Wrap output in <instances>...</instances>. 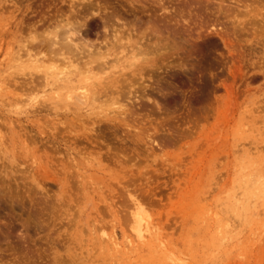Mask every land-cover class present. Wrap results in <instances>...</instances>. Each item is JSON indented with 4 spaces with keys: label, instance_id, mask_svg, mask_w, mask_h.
<instances>
[{
    "label": "rangeland",
    "instance_id": "obj_1",
    "mask_svg": "<svg viewBox=\"0 0 264 264\" xmlns=\"http://www.w3.org/2000/svg\"><path fill=\"white\" fill-rule=\"evenodd\" d=\"M74 18L142 49L145 94L77 112L40 85L23 59ZM0 101L1 264H264V0H0Z\"/></svg>",
    "mask_w": 264,
    "mask_h": 264
},
{
    "label": "bare ground",
    "instance_id": "obj_2",
    "mask_svg": "<svg viewBox=\"0 0 264 264\" xmlns=\"http://www.w3.org/2000/svg\"><path fill=\"white\" fill-rule=\"evenodd\" d=\"M84 1V0H83ZM78 5V4H77ZM85 5V4H84ZM83 5V6H84ZM96 5V4H95ZM76 6V5H75ZM81 6V5H80ZM87 6H89V4H87ZM86 6V7H87ZM99 6H100V4H99ZM77 7V6H76ZM85 7V6H84ZM90 7H91V5H90ZM101 8V7H100ZM103 8V7H102ZM73 9H74V7H73ZM82 9V8H81ZM97 9V8H96ZM76 10H77V8H76ZM84 10H85V8H84ZM87 10V9H86ZM93 10V9H92ZM92 10H89V13H90V11H92ZM75 11V10H74ZM73 11V12H74ZM83 11V10H82ZM72 12V11H71ZM84 12V11H83ZM93 12H95V11H93ZM104 13V12H103ZM71 14V13H70ZM93 13L91 12V15H92ZM96 14V13H95ZM106 14V13H105ZM109 14V13H108ZM73 15H74V13H73ZM87 15V14H86ZM118 15V14H117ZM89 16V15H88ZM70 17H71V15H70ZM76 17V16H75ZM78 17H80V16H78ZM78 17H76V18H78ZM82 17V16H81ZM90 17H92V16H90ZM94 17V16H93ZM107 17V16H106ZM69 18V17H68ZM76 18H74V21L76 20ZM89 18V17H88ZM87 18V19H88ZM95 18V17H94ZM110 18V17H109ZM112 18V17H111ZM79 19V18H78ZM78 19H77V21H73V23H71L70 21H66V20H64V21H66L65 23H63V25H62V28H63V31L60 33V34H57L58 35V37H57V35H55V37H51L50 36V34L48 35V36H50L51 38H48L47 37V35H45V36H43L44 38L42 39L41 38V43H40V45H46L47 46V49H48V52H46L45 54H43V56L44 55H47V62H48V64H45V63H43L44 62V60H39L38 58L39 57H37V56H39L40 54H41V52L40 51H37V52H33V54H31V52H28L27 54H26V58L25 59H23L24 61H22L23 63L22 64H25L26 66L28 65L29 67H31V68H33V69H35L36 70V73H38V76H36V77H39V75L41 74V76H40V85H42V87H49L50 88V91H53L54 92V94H56V93H58L59 91H64V92H66L67 93V95H66V97H69V99H74V100H76L75 102H74V100H73V102H74V104H75V109L77 110V112L78 111H80V112H83L84 110L85 111H89V108L87 107V106H89L90 107V105H92V107H93V105L95 104V103H97V104H99V105H102L104 102H110L109 104H116V103H118V102H120L122 99H124V97H126V95H132V94H136V92L139 90L140 92H141V90L140 89H138V88H141L140 87V85L139 84H141L140 82L139 83H137L139 86H137L136 88L138 89L137 91H136V88H135V85H137L136 84V82H138L140 79H142V76H140V74L138 73L140 70H141V68L137 65V63H136V65H135V67H133V65H134V62H133V64H132V61H131V63H128V61L129 60H131V59H133L135 56V54H133V53H136V57H138V55L139 54H141V53H143V51H142V49L141 48H139L138 46L136 47L134 44H132V43H129V46L131 47V50L129 49V51H127V54L125 55V56H119V54H118V56H117V53L118 52H116L115 53V51L117 50V49H119L120 48V46H122V39H127L125 36L123 37V34H121V35H119V30H117V29H114V28H111L112 29V31H110V32H112L110 35H105L104 37H103V39H102V41H100L99 42V44H101L100 46H97L96 44H98V43H96L95 44V41L93 40L92 42L91 41H89V40H87V39H85V37H86V35H85V37L84 38H80V36L81 35H79V34H81V33H79L78 31L81 29V26H84L83 24H85V20L84 19H82V20H84L83 22H81L80 23V21H78ZM86 19V20H87ZM101 19H103V18H101ZM108 19V18H107ZM106 18L104 19V20H106L107 22H108V20H107ZM70 20V19H69ZM81 20V19H80ZM89 20H90V18H89ZM99 20H100V18H99ZM103 20V21H104ZM111 20V19H110ZM101 21V20H100ZM106 21H104V26L106 27V26H108L109 27V25H108V23H110L111 24V26H113L114 24H112L111 23V21L110 22H106ZM116 21V20H115ZM60 22V21H59ZM77 22V23H76ZM107 23V25H106V23ZM113 22H114V20H113ZM74 23H76L78 26H76V25H73ZM87 23V22H86ZM115 23H117V22H115ZM101 24V23H100ZM61 25V24H60ZM99 25V24H98ZM102 25H103V23H102ZM85 26H87L86 24H85ZM103 26V27H104ZM110 26V27H111ZM102 27V26H101ZM104 27V28H105ZM116 28H117V26H115ZM119 27V26H118ZM77 28V29H76ZM78 28H80V29H78ZM90 28V27H89ZM92 28V27H91ZM94 28V27H93ZM119 28H121V27H119ZM109 29V28H108ZM123 29H124V27H123ZM122 29V30H123ZM81 30H83V29H81ZM102 30V29H101ZM134 30V29H133ZM106 32H107V30H105ZM143 31V30H142ZM142 31H140V33L142 32ZM87 32V31H86ZM124 32H125V30H124ZM131 32V31H130ZM85 32H83L82 34H84ZM103 33H105L104 31H103ZM152 34H153V32H152ZM44 35V34H43ZM88 35V34H87ZM102 35V34H101ZM128 35V34H127ZM135 35V34H134ZM143 35V34H142ZM74 36V37H73ZM152 36V35H151ZM40 37H42V36H40ZM89 37V36H88ZM141 36H139V38H140ZM149 37V36H148ZM148 37H146V38H148ZM157 37H158V35H157ZM157 37H155V38H157ZM98 38V37H97ZM96 38V40H98ZM145 38V39H146ZM151 38V37H150ZM129 40H130V38H128ZM152 39V38H151ZM91 40V39H90ZM154 40V39H153ZM39 41V40H38ZM152 41V40H151ZM159 41V40H158ZM102 42V43H101ZM139 42V41H138ZM134 43V42H133ZM128 46V47H129ZM124 47V46H123ZM152 47V46H151ZM156 48V47H155ZM124 49V48H123ZM128 49V48H127ZM134 49L136 50V49H138L137 51H135L134 52ZM158 48H156V50H157ZM154 50V49H153ZM159 50V49H158ZM157 50V51H158ZM120 51V50H119ZM146 51V50H145ZM155 51V50H154ZM124 52V51H123ZM149 52H151V51H149ZM149 52H147V54L149 53ZM156 53V52H155ZM131 54H133V56L129 59V56H131ZM146 54V55H147ZM150 54V53H149ZM124 55V54H123ZM19 57V59H21V55L20 56H18ZM17 57V58H18ZM143 57V59H144V57L146 58V56H142ZM123 58L124 59H126V61H127V63L128 64H126V67H119V68H122V70L124 69V68H129L127 65H129V64H131V66H132V68H140V69H138V70H135V71H132V69H130V72L132 71V74L129 72V73H127V74H120L121 73V69L119 70V74L118 75H116V73H117V71H116V69H115V71H113L112 69H114V68H116V67H118L117 65H120V66H122L121 64H123ZM141 58V57H140ZM143 59L141 60L140 59V62L141 61H143ZM148 58H146V60H147ZM22 60V59H21ZM135 60V59H134ZM138 60V59H137ZM145 60V59H144ZM136 61V60H135ZM150 61V60H149ZM130 62V61H129ZM125 63V62H124ZM17 64V63H16ZM139 64V63H138ZM141 64V63H140ZM139 64V65H140ZM155 64V63H154ZM20 65V64H19ZM26 66H24V67H26ZM141 66V65H140ZM183 66V65H182ZM180 67V66H179ZM20 68V67H19ZM18 68V69H19ZM31 68H29V69H31ZM143 68V67H142ZM146 71V70H145ZM28 74H29V71H26ZM26 73V74H27ZM35 73V74H36ZM25 74V73H24ZM27 74V75H28ZM33 74V73H32ZM32 74H29V78L31 77V75ZM116 76H115V75ZM125 75H128L127 77L125 76ZM132 75V77H129V76H131ZM107 76V77H106ZM124 76V77H123ZM134 76H136V77H134ZM143 76H145V75H143ZM150 76V75H149ZM36 77H32V79H34V80H36L37 78ZM102 78H103V81H102ZM152 78V77H151ZM161 78V77H160ZM156 79V78H155ZM28 80V79H27ZM30 80H31V78H30ZM29 80V81H30ZM33 80V81H34ZM154 80V79H153ZM36 81H38V79L36 80ZM74 81L75 82H80V83H82L81 85H80V87H79V85H77V86H75V85H73L74 84ZM155 81H157V80H155ZM145 82H147V81H145ZM144 82V83H145ZM79 83V84H80ZM86 84V86L85 85H83V84ZM154 83V82H153ZM158 83V82H157ZM168 83V82H167ZM151 84V83H150ZM156 85V84H155ZM160 85V84H159ZM145 86V85H144ZM149 86H151V85H149ZM153 86V85H152ZM143 87V86H142ZM146 87H147V85H146ZM159 87V86H158ZM133 88L135 89V90H133ZM151 88V87H150ZM156 88V87H155ZM165 88V87H164ZM164 88H161V89H164ZM77 89V90H76ZM152 89H153V87H152ZM160 89V90H161ZM143 91H144V89H143ZM141 92V93H139V94H141L142 95V93L143 94H145L144 92ZM163 91V90H162ZM49 92V91H48ZM158 92V91H157ZM134 94V95H135ZM139 94H138V96L137 95H135L134 97L135 98H140L139 97ZM163 94V93H162ZM165 94V93H164ZM140 95V96H141ZM133 96V95H132ZM131 96V99L132 98H134V97H132ZM60 97V96H59ZM128 97V96H127ZM130 97V96H129ZM145 96L143 95V98H144ZM53 98V97H52ZM148 98V97H147ZM60 99H62V98H60ZM125 99H127V98H125ZM128 99H130V98H128ZM142 99V98H141ZM149 99V98H148ZM137 100V99H136ZM143 100V99H142ZM3 101V100H2ZM69 101H71V100H69ZM125 101H127V100H125ZM147 101V100H146ZM153 101H155L156 102V100H153ZM1 102V101H0ZM57 102V101H56ZM65 102H67V101H65ZM129 102H130V100H129ZM134 102V101H133ZM149 102V101H148ZM158 102V101H157ZM136 103V102H135ZM109 104H107V105H109ZM123 104V103H122ZM121 104V105H122ZM126 104V103H125ZM57 105V104H56ZM67 105V104H66ZM73 105V104H72ZM120 105V106H121ZM155 105V104H154ZM68 106V105H67ZM103 106H106V105H103ZM110 106V105H109ZM126 106H128V105H126ZM132 106V105H131ZM62 107V106H61ZM95 107L96 106H94V109H95ZM102 107V106H101ZM107 107V106H106ZM129 107V106H128ZM141 107V106H140ZM156 107H157V105H156ZM74 108V107H73ZM111 108V107H110ZM110 108H108V109H110ZM123 108V107H122ZM137 108V107H136ZM100 109V108H99ZM103 109V108H102ZM113 109V108H112ZM118 109L120 110L121 109V107L119 108L118 107ZM130 109V108H129ZM118 110V111H119ZM132 110V109H131ZM100 111V110H99ZM102 111V110H101ZM104 111H107V110H104ZM109 111V110H108ZM113 112H115L116 110H112ZM125 111V110H124ZM109 113V112H108ZM126 113V116L129 114V113H127V112H125ZM124 113V114H125ZM132 113V112H131ZM110 114V113H109ZM120 114H122V111L120 110ZM120 114H118L117 112H116V114L114 113V117L116 116V115H118V117H119V115ZM111 115H113V114H111ZM139 115V114H138ZM256 115V114H255ZM104 116V115H103ZM129 116V115H128ZM121 118V117H120ZM137 118V117H136ZM164 118V117H163ZM168 118V117H167ZM74 119V118H73ZM81 119H84V118H81ZM115 119H116V117H115ZM127 119V118H126ZM76 120V119H75ZM78 120V119H77ZM86 120V119H85ZM110 120V119H109ZM135 119H133V121H134ZM155 120V119H154ZM121 121H123V120H121ZM120 121V122H121ZM136 122H137V120H135ZM75 122H77V121H75ZM96 122V121H95ZM107 122V121H106ZM105 122V123H106ZM119 122V123H120ZM124 122V121H123ZM141 122V121H140ZM86 123V122H85ZM98 123H100V122H98ZM109 124H110V122H108ZM130 124V123H129ZM88 125V124H87ZM105 125V124H104ZM126 125V124H125ZM112 127V126H111ZM131 127V126H130ZM81 128V127H80ZM83 128V127H82ZM92 128V127H91ZM86 129V128H85ZM88 129V128H87ZM90 130V129H89ZM87 131V130H86ZM138 133V132H137ZM136 134V133H135ZM2 138V137H1ZM0 138V139H1ZM24 141V140H23ZM155 143V142H154ZM123 145V144H122ZM17 146V145H16ZM20 146V145H19ZM138 148V147H137ZM126 150V149H125ZM26 151V150H25ZM129 151V150H128ZM141 151V150H140ZM116 152V151H115ZM122 152V151H121ZM26 153V152H25ZM107 153V152H106ZM125 153V152H124ZM123 153V154H124ZM30 155V154H29ZM120 156V155H119ZM121 156H123V155H121ZM28 158V157H27ZM109 159V158H108ZM30 160V159H29ZM10 161V160H9ZM5 162V161H4ZM8 164V163H7ZM32 164H30V166H31ZM28 170V169H27ZM41 171V170H40ZM28 172V171H27ZM32 173V172H31ZM2 192V191H1ZM8 193V192H7ZM6 193V194H7ZM1 194H3V193H1ZM1 197H2V195H0ZM5 197V196H4ZM133 197V196H132ZM16 201V200H15ZM46 202V201H45ZM20 203H22V202H20ZM34 203V202H33ZM43 203V202H42ZM18 204H19V202H18ZM24 204V203H23ZM37 204V203H36ZM13 205H14V203H13ZM38 205V204H37ZM39 206V205H38ZM41 206V205H40ZM28 208V207H27ZM27 208H25V209H27ZM135 208V207H134ZM48 209V208H47ZM138 209H140V208H138ZM45 210V209H44ZM37 211V210H36ZM38 213V212H37ZM134 213V212H133ZM31 214V213H30ZM140 214V213H139ZM13 215V214H12ZM45 215V214H44ZM138 216V215H137ZM35 217V216H34ZM135 217V216H134ZM141 217V216H140ZM27 218V217H26ZM136 218H138V217H136ZM18 219H19V217H18ZM24 220V219H23ZM26 221H28V220H26ZM36 221V220H35ZM31 222H32V220H31ZM48 222V221H47ZM134 222V221H133ZM136 222H137V219H136ZM33 223V222H32ZM140 223V222H139ZM144 223V222H143ZM149 223V222H148ZM146 223V225H145V231L147 232V233H145V235L144 234H142L141 232V230H140V233H138V236L137 237H140L139 239H141V240H143L144 239V237H147L148 235H149V233H150V228H152L151 226H150V224L151 223ZM11 224V223H10ZM26 224V223H25ZM141 224H142V222H141ZM5 225V224H4ZM20 225H22V224H20ZM33 225V224H32ZM36 225H37V223H36ZM134 225V224H133ZM137 225V227H139V225L138 224H136ZM143 225V224H142ZM143 225V226H144ZM152 225V224H151ZM3 226V225H2ZM23 226H24V224H23ZM14 227V226H13ZM18 227V226H17ZM22 227V226H21ZM26 227V226H25ZM133 227H135V225L133 226ZM9 229H7L8 231L7 232H1V231H5V230H3L2 228H0V234L1 235H3L2 237H9L10 235H9V233L11 232V227H8ZM47 228V227H46ZM15 229V228H14ZM13 229V230H14ZM134 229V228H133ZM17 230H18V228H17ZM23 230V229H22ZM135 231H136V235H137V230H136V227H135V229H134ZM138 230V231H139ZM152 231H153V233H154V230L153 229H151ZM15 231V230H14ZM52 231V230H51ZM50 231V232H51ZM26 232V231H25ZM148 234V235H147ZM147 235V236H146ZM12 237V236H11ZM49 237V236H48ZM113 237V236H112ZM150 237H151V234H150ZM152 237H154V235L152 236ZM46 238V237H45ZM114 238V237H113ZM9 239V238H8ZM11 239V238H10ZM22 239V238H21ZM20 239V240H21ZM138 239V240H139ZM152 239H154V238H152ZM108 240L110 241V244L109 245H111L112 247H114V248H116L117 247V245H118V243L115 241L116 239H109L108 238ZM4 241V240H3ZM25 241V240H24ZM23 241V242H24ZM35 241V240H34ZM5 242V241H4ZM7 242H9L8 240H7ZM139 242V241H138ZM142 242V241H141ZM6 243V242H5ZM13 243H15L14 241H13ZM29 244V243H28ZM32 244V243H31ZM131 244V243H130ZM3 245V244H2ZM5 245V244H4ZM3 245V246H4ZM7 245H9V244H7ZM6 245V246H7ZM33 245H35V244H33ZM127 245V244H126ZM160 245V244H159ZM29 246V245H28ZM10 248L12 251H13V249H15V247H13V246H7V248ZM31 247V246H30ZM34 247V246H33ZM103 247V246H102ZM157 247H158V245H157ZM50 248H51V246H50ZM110 248V247H109ZM103 249V248H102ZM101 249V250H102ZM132 249V248H131ZM5 250V249H4ZM26 250V249H25ZM120 251V250H119ZM129 251V250H128ZM17 252H19V251H17ZM4 253H5V251H4ZM12 253H14V254H21V253H15L14 251L12 252ZM23 254V253H22ZM33 254H35V253H33ZM26 254H24V256H25ZM14 256V255H13ZM16 256V255H15ZM21 257H23L22 255H20ZM20 256H19V259H20ZM28 256V255H27ZM27 256H25L24 258H27ZM30 256V255H29ZM18 257V256H17ZM16 257V258H17ZM4 258V257H3ZM14 258V257H13ZM11 258H9V260H10ZM18 258H17V262H18V260H19ZM21 259H23V258H21ZM20 259V260H21ZM27 259H29V257L27 258ZM2 260V259H1ZM14 260H16V259H14ZM25 260V259H24ZM23 260V261H24ZM36 260V259H35ZM3 261V260H2ZM11 261H13V260H11ZM36 261H38V260H36ZM4 262V261H3ZM20 262V261H19ZM26 262V261H25ZM8 264H10L9 262H7ZM55 263V262H54ZM1 264V263H0ZM6 264V263H5ZM14 264V263H13ZM25 264H28V263H25ZM180 264V263H179Z\"/></svg>",
    "mask_w": 264,
    "mask_h": 264
}]
</instances>
